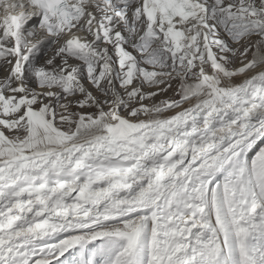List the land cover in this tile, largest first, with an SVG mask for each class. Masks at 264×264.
Returning a JSON list of instances; mask_svg holds the SVG:
<instances>
[{
    "label": "snow or ice",
    "instance_id": "6c2138e0",
    "mask_svg": "<svg viewBox=\"0 0 264 264\" xmlns=\"http://www.w3.org/2000/svg\"><path fill=\"white\" fill-rule=\"evenodd\" d=\"M0 264H264V0H0Z\"/></svg>",
    "mask_w": 264,
    "mask_h": 264
},
{
    "label": "rangeland",
    "instance_id": "374dc122",
    "mask_svg": "<svg viewBox=\"0 0 264 264\" xmlns=\"http://www.w3.org/2000/svg\"><path fill=\"white\" fill-rule=\"evenodd\" d=\"M170 94H171V93H169V95H170ZM161 98H163V97H161ZM66 258H67V259H71V257H68V256H67V254H66ZM61 259H65V258H61Z\"/></svg>",
    "mask_w": 264,
    "mask_h": 264
},
{
    "label": "bare ground",
    "instance_id": "6f19581e",
    "mask_svg": "<svg viewBox=\"0 0 264 264\" xmlns=\"http://www.w3.org/2000/svg\"><path fill=\"white\" fill-rule=\"evenodd\" d=\"M249 75H251V73ZM185 107H187V105H185ZM169 114H171V113H169Z\"/></svg>",
    "mask_w": 264,
    "mask_h": 264
}]
</instances>
